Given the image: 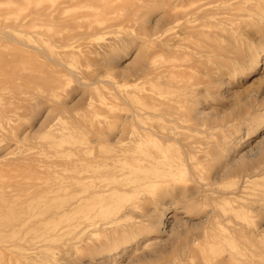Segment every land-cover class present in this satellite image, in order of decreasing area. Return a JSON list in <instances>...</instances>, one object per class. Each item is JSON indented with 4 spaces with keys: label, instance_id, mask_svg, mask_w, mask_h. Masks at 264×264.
Returning <instances> with one entry per match:
<instances>
[{
    "label": "rangeland",
    "instance_id": "1",
    "mask_svg": "<svg viewBox=\"0 0 264 264\" xmlns=\"http://www.w3.org/2000/svg\"><path fill=\"white\" fill-rule=\"evenodd\" d=\"M0 264H264V0H0Z\"/></svg>",
    "mask_w": 264,
    "mask_h": 264
},
{
    "label": "bare ground",
    "instance_id": "2",
    "mask_svg": "<svg viewBox=\"0 0 264 264\" xmlns=\"http://www.w3.org/2000/svg\"><path fill=\"white\" fill-rule=\"evenodd\" d=\"M176 19V18H175ZM232 50V49H231ZM169 52V51H168ZM171 52V51H170ZM174 53V52H173ZM173 64V63H172ZM256 64V63H255ZM130 151V150H129ZM140 160V159H139ZM123 163V162H122ZM126 170V169H125ZM119 175V174H118ZM120 175L122 176V174L120 173ZM119 175V176H120ZM115 176V175H114ZM114 190H115V188H113ZM109 190V189H108ZM92 193V192H91ZM85 196V195H84ZM80 197V196H79ZM86 201V200H85ZM75 205H76V203H75Z\"/></svg>",
    "mask_w": 264,
    "mask_h": 264
}]
</instances>
